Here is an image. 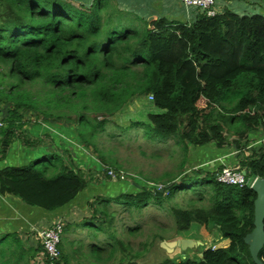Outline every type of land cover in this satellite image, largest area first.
Returning a JSON list of instances; mask_svg holds the SVG:
<instances>
[{"label": "trees", "instance_id": "16d2710c", "mask_svg": "<svg viewBox=\"0 0 264 264\" xmlns=\"http://www.w3.org/2000/svg\"><path fill=\"white\" fill-rule=\"evenodd\" d=\"M194 13L192 21H178L136 17L118 0H0V102L7 105L0 114V146L19 139L26 148H38L27 163L0 168L1 193L54 212L94 178L121 181L117 167L103 157L104 166L95 169L103 177L96 178L90 163L84 170L48 148L30 135L23 113L66 124L57 129L62 135L72 127L84 154L96 134L118 135L128 127L110 117L142 94L159 109L137 122L142 128L162 140L174 139L183 157L190 144L213 141L220 148L233 142L238 158L229 167L244 171L248 181L242 186L220 182V167L210 164L168 175L161 184L132 180L130 190L99 193L86 202L89 216L64 225L55 264H85L80 256L99 263L114 258L118 248L128 257L119 256L116 264H136L137 254L115 233L108 209L122 207L141 217L149 202L172 215L179 235L192 223H211L228 239L224 246L207 244L196 259L164 258L156 264H264V240L255 254L247 240L256 197L249 184L264 178V15L228 8L206 15L196 7ZM107 167L116 171L115 180ZM178 192L185 205L176 202ZM126 226L127 233L138 229ZM74 227L85 228V238H76ZM88 227L96 230L91 237ZM88 241L97 243L87 254L82 245ZM41 250L40 243L26 245L17 230L0 232V264H37Z\"/></svg>", "mask_w": 264, "mask_h": 264}, {"label": "rangeland", "instance_id": "374dc122", "mask_svg": "<svg viewBox=\"0 0 264 264\" xmlns=\"http://www.w3.org/2000/svg\"><path fill=\"white\" fill-rule=\"evenodd\" d=\"M217 1L224 2L225 0H216V2ZM236 1L240 3L237 8H229L227 4H225V7L233 12H239L243 9L242 3L248 1L251 2L249 6L252 11L260 13V8L264 11V0H261L262 3H256L254 0ZM255 12L248 13L251 14ZM260 14L264 15V12ZM6 106V104L0 102V114L5 113ZM154 111H159V109L154 106L152 99L147 94L133 97L124 104L116 114L110 117L114 123L116 122L122 127H128L122 130L120 129L122 133L118 135L110 136L104 133L96 134L94 146L90 145L84 148V154L79 150L80 144L73 135L72 127L65 129V131L68 132L67 135H62V132H59L63 138L59 133H52V135H50L47 131H43L42 135L45 136L43 143L46 144L48 148L61 151L67 155V161L73 160L77 166L84 168V170H88L87 164L90 163L91 166L89 167V171L94 172V174L91 175H94L96 178L103 177V173H98L92 164H95L97 170H99V165L104 166L103 160L101 159L102 157L107 164H112V167L116 166L117 171H121L126 176L121 177V181L110 183L104 180L97 181L93 177L94 180L88 183L87 187L78 194L74 201L69 203L63 210H59L58 213L60 214H55L51 220L62 219L65 224L72 221L78 222L82 218L90 215V211L86 206L88 200L99 193L114 195L122 190H130L131 187L128 186V183L132 180L141 183L145 180L147 184H161V180L167 178L168 175L188 174L190 173V169L199 166L208 167L210 164H216L221 168L222 166H230L234 161H237L238 152L233 142L224 144L220 148L215 146L213 141L204 145L190 144L188 153L183 157L182 151L179 146L175 144L174 139L168 138L162 140L160 137L153 136L145 127L142 128L144 125L137 123L139 121L146 122L147 114ZM23 119L30 122L31 126H59L57 128L61 131H63L61 126H67L66 124H60V121L46 120L42 116H37L34 112L27 110L23 113ZM55 122L58 125H55ZM107 125L116 126L113 123H107ZM113 130L118 132L116 127H113ZM258 130L260 131V129ZM258 130L256 131L258 132ZM230 132L232 133V131ZM261 134L262 132L258 133L257 138H260ZM65 136L67 139H65ZM57 143L59 144L60 150L54 145ZM82 144L85 145V142H82ZM20 146L18 153L27 155L30 150L23 147L21 144ZM70 147L74 148V150L71 149V152ZM13 148L12 146V149ZM14 149L16 151L18 148L15 147ZM54 154H56L55 151ZM28 156H31V153L27 155V157ZM22 159L24 160L25 158ZM182 159L183 163L181 164ZM90 160H93V162ZM222 163L224 165H222ZM180 194V192L177 193L176 202L180 205H185V198ZM192 197H195V195L192 194ZM151 203L152 202H149L147 206L143 208L141 217L136 216L134 212L129 214V212L122 209V207H115L112 205L111 208L108 209L114 217L113 225L115 233L119 237L124 238L123 241L128 245V248L137 254L134 257L136 264H156L164 258L178 260L189 257L196 259L203 247L207 246V244L214 247V244L217 245L222 242V238H217L220 234L219 229L211 223L206 225H196L192 223L190 228L182 231L181 235H179L172 215L158 209L155 204ZM13 213H16L15 210ZM24 216L25 213L11 214L6 221H0V230H17L20 238L26 245L35 247L39 243V239L35 238V234L37 230H40L43 226L39 229L35 226H30ZM128 224L138 225V229L135 232L127 233L126 225ZM85 232L86 230L83 227H74V232L72 234L76 238H81V236L85 238ZM88 232L89 237H91L95 234L96 230L92 227H88ZM181 237L199 240L201 243L186 247L184 250L180 249L179 246H173L168 250L160 245V241L162 240L170 241ZM95 243L97 242L93 243L88 241L85 245H82L86 248L87 254L91 248H95ZM40 254L39 252L37 256ZM122 255L127 258L128 252H123L118 248L114 258H103L99 263L92 259L87 261L81 256L80 259L85 260V264H116L118 257ZM87 259H89V257ZM72 261L75 262L74 257Z\"/></svg>", "mask_w": 264, "mask_h": 264}, {"label": "crops", "instance_id": "0c3cea01", "mask_svg": "<svg viewBox=\"0 0 264 264\" xmlns=\"http://www.w3.org/2000/svg\"><path fill=\"white\" fill-rule=\"evenodd\" d=\"M119 5L125 7L128 11H130L131 14H133L136 17H142V18H152V17H159L164 16L169 19H174L178 21H192L195 15V7H186L183 5L179 0H118ZM252 1V0H251ZM256 3H262L261 0H254ZM250 3L251 2H243L242 8L239 12V14L242 13H248V12H255L250 9ZM225 4L228 5L229 8H237L240 3L236 0H225L224 2H220L215 0V9L216 11H222L225 7ZM222 8V9H221ZM253 8V7H252ZM251 10V11H249ZM260 13L264 12L262 8H260ZM52 127V128H49ZM56 127L59 126H27L28 132L33 137H36L42 141L45 138V136L42 135L43 131H47L52 135V133H56L57 129ZM41 133V134H40ZM20 144L24 146L23 142H21L19 139H16L13 142H10L8 146H0V168L6 165H19L23 163H27L35 154L38 152L37 149L28 148L30 151L27 155L18 153L19 148L21 147ZM59 149V144H54ZM12 146L18 149L15 151V149H12ZM26 148V147H25ZM4 150V154H2ZM41 150V149H40ZM74 150V148L72 149ZM71 151V149H70ZM23 155V156H22ZM27 157V158H26ZM22 158H25L24 160ZM212 165V164H211ZM222 165H224L222 163ZM94 169L97 170L96 166H93ZM15 210L16 213H13ZM63 210V209H61ZM24 214V218L27 219L30 226H35L36 228H40L41 226H46L50 221H52V217L55 214H60L58 211L54 212H48L41 208H35L34 206H29L25 204L22 200H20L18 197L13 196L8 193H1L0 192V218L1 222L6 221V219L11 214ZM9 220V219H8ZM9 229L0 230L6 231ZM217 238H222L220 234L217 236ZM224 239V241H223ZM199 241V240H197ZM200 242V241H199ZM228 243V239L222 238V242L218 243L217 245H226ZM217 246L216 244H214Z\"/></svg>", "mask_w": 264, "mask_h": 264}, {"label": "built area", "instance_id": "2783aa9c", "mask_svg": "<svg viewBox=\"0 0 264 264\" xmlns=\"http://www.w3.org/2000/svg\"><path fill=\"white\" fill-rule=\"evenodd\" d=\"M179 1L186 7H196L201 9L203 12H205L206 15H213L216 13V9L214 6L215 0H179ZM149 97L152 98L151 96ZM2 125L3 122L0 120V126ZM104 171L111 178H115L116 171H114V169L107 167L104 168ZM119 176L120 178L124 177V174L120 171ZM216 178L220 182L231 185H237V186H242L248 183L247 179L244 176V173H242L241 171L234 170L229 166H222L216 172ZM156 187L159 188L160 186H156ZM64 225L65 222H63L62 219H55L50 221V223L42 227L40 230H37L35 234V238H38L40 245H42V250L40 251L42 255L40 254L39 256H36V263L38 260L37 264H45L44 262L45 259L48 260L46 264H55L54 261L58 258V253H59L57 244L60 240V235L63 231Z\"/></svg>", "mask_w": 264, "mask_h": 264}, {"label": "water", "instance_id": "95a60500", "mask_svg": "<svg viewBox=\"0 0 264 264\" xmlns=\"http://www.w3.org/2000/svg\"><path fill=\"white\" fill-rule=\"evenodd\" d=\"M242 173L245 174L244 171ZM116 178H112L115 180ZM250 187L255 191L256 197L253 201L254 204V227L252 231L248 234L247 240L249 243V248L253 254L256 253L257 249L260 247L264 240V178L256 177L251 182ZM157 194H160L162 188H156ZM201 242L197 240H192L189 238H177L170 241H160V245L168 249L173 246H179L180 249L184 250L186 247H191L193 245H198Z\"/></svg>", "mask_w": 264, "mask_h": 264}, {"label": "clouds", "instance_id": "9594fccd", "mask_svg": "<svg viewBox=\"0 0 264 264\" xmlns=\"http://www.w3.org/2000/svg\"><path fill=\"white\" fill-rule=\"evenodd\" d=\"M152 99V98H151ZM252 180H254V179H252Z\"/></svg>", "mask_w": 264, "mask_h": 264}]
</instances>
